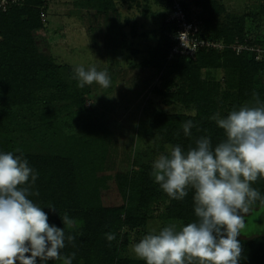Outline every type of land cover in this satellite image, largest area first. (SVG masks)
I'll return each instance as SVG.
<instances>
[{"label":"trees","instance_id":"1","mask_svg":"<svg viewBox=\"0 0 264 264\" xmlns=\"http://www.w3.org/2000/svg\"><path fill=\"white\" fill-rule=\"evenodd\" d=\"M178 1L188 15H191L190 5L200 7L197 18L202 35L227 47L199 51L194 58L176 57L167 61L175 26L165 20L171 2L166 0L168 12L158 44L139 66L168 69L173 79L163 90L153 87L150 92L166 97V105L183 110L154 111L147 115L148 121L141 130L143 148L133 155L130 167L117 171H110L115 163L111 155L114 150L105 136L98 137L88 125L78 134L74 120L69 119V110L73 108L69 105L79 109L80 116L85 117L82 106L90 89L78 87V81L72 76L73 69L55 65L47 52V44L39 34L44 28L46 0H22L0 11V140H4L0 152L14 151L20 144L18 139H28L29 135L35 142L49 139L44 132L63 145L61 152L22 151L38 174L34 189L39 196L30 198L43 208L49 224L63 228L61 218L65 213L78 221L75 247L67 245L62 250L64 255L76 253L73 264H144L140 259L125 256L124 252L130 233L144 230L149 204L159 192L168 200L166 216L169 220L178 221L182 226L195 221L194 193L190 190L183 201L170 199L150 175L154 158L170 145L179 144L185 150L194 147L200 136H210L215 147L225 139V134L211 116L217 112L226 116L233 107L248 102L253 91L264 99V90L254 87V78L264 71V55L256 61L252 51L235 52L236 44L262 48L264 39H246L243 19L226 17L219 22L224 8L215 0ZM109 2L88 1L103 15L106 12L103 8H111ZM261 8L264 9V5ZM61 68L66 69L69 82L59 72ZM203 71L206 79L201 78ZM215 71L222 72L224 89L219 81L211 78V72ZM41 94H48L46 101L57 108L34 122L32 110L40 105ZM22 112L29 116L21 117ZM187 120H192L199 131L194 127L191 135L185 136L181 125ZM7 134L13 136L14 149L9 148L10 143L5 144ZM253 187L264 195V178L258 179ZM49 205L56 210L49 209ZM108 232L115 233L117 239L108 242L105 238ZM238 240L243 248L239 264H264V231ZM48 264L61 262L49 261Z\"/></svg>","mask_w":264,"mask_h":264},{"label":"clouds","instance_id":"2","mask_svg":"<svg viewBox=\"0 0 264 264\" xmlns=\"http://www.w3.org/2000/svg\"><path fill=\"white\" fill-rule=\"evenodd\" d=\"M73 79L80 88L94 82L105 89L111 85L108 71L95 66L75 67ZM210 119L225 134L215 147L210 136H200L187 150L170 145L152 164L150 175L170 199L183 201L190 190L194 193L197 219L179 229L170 222L142 236L132 251L144 264H239L243 248L238 237L262 227L252 220L264 213V195L252 185L264 178V99L253 91L242 106ZM181 127L189 136L197 125L187 120ZM37 176L21 148L0 152V264H37L38 259L40 264H73L76 253L62 250L75 247L78 221L65 213L63 228L49 224L43 208L30 198L39 196ZM105 238L117 239L113 232Z\"/></svg>","mask_w":264,"mask_h":264},{"label":"rangeland","instance_id":"3","mask_svg":"<svg viewBox=\"0 0 264 264\" xmlns=\"http://www.w3.org/2000/svg\"><path fill=\"white\" fill-rule=\"evenodd\" d=\"M88 1L90 0H46L44 28L39 34L44 38L47 52L54 64L73 69L72 76L74 68L80 65L86 69L95 66L98 70L108 71L111 77V85L108 88L105 89L95 82L86 85L90 89L82 106L86 111V118L80 116L79 109L69 105V108L73 107L69 110V119L74 120L78 134H82L88 125V128H94L98 137L105 136L112 147L111 150H114L113 153L110 152L115 162L110 171L125 170L130 167L133 155L144 146L141 130L146 125L145 121H148L146 118L154 111L183 110L179 106L175 108L166 105V97L150 92L153 87L163 90L165 84L173 79L171 72L165 67L157 70L151 66H139L150 57L151 51L158 44L168 7L166 0H110L111 8H103L102 10L106 11L103 15L94 3L90 5ZM215 1L224 8V14L218 18L219 22L224 21L226 17L231 20L243 19L246 39H264V9L261 8L264 0ZM190 12L197 17L201 8L190 5ZM59 72L65 75L62 76L69 82L66 69L61 68ZM210 76L219 81L221 89H224V76L221 71L211 72ZM201 78H207L204 71ZM254 87L264 90V71L254 78ZM47 96L48 94H41L43 102H39L40 105L32 110L35 114V117H32L34 122L39 120L41 115L55 112L57 107L46 101ZM27 116L29 114L22 112L21 117ZM43 135L49 139L35 142L30 135L28 139H18L20 144L16 148L36 153H52L63 148L61 142L50 133L45 135L44 132ZM12 137L10 134L4 137L8 140L5 144H11L10 149L15 147ZM3 142V139L0 140V146ZM168 149L165 148L159 155L166 154ZM167 206L168 200L160 195V192L154 196L149 204L145 228L143 231L130 233L125 256L139 259L132 251V246L149 231L158 232L170 222L176 223L178 229L182 227L180 222L167 218ZM249 218L245 221L248 222ZM252 223L262 227L255 228L247 233V236L263 232L264 213L253 219ZM246 235L242 234L238 238ZM37 264H40L39 259Z\"/></svg>","mask_w":264,"mask_h":264},{"label":"built area","instance_id":"4","mask_svg":"<svg viewBox=\"0 0 264 264\" xmlns=\"http://www.w3.org/2000/svg\"><path fill=\"white\" fill-rule=\"evenodd\" d=\"M22 0H0V11L15 4H20ZM170 12L166 17V22L173 23L174 33L171 35L173 41L169 50L167 61L176 57L194 58L199 51H208L209 49L222 50L226 48L222 42L210 40L202 35L201 23L194 15H188L182 8L178 0H171ZM44 15H41L43 18ZM252 51L255 53V60H261L264 55V47L248 46L246 44H236L235 52Z\"/></svg>","mask_w":264,"mask_h":264}]
</instances>
